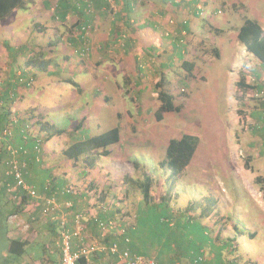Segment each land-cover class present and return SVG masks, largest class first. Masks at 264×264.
Masks as SVG:
<instances>
[{"label":"rangeland","instance_id":"1","mask_svg":"<svg viewBox=\"0 0 264 264\" xmlns=\"http://www.w3.org/2000/svg\"><path fill=\"white\" fill-rule=\"evenodd\" d=\"M39 1L31 0L26 10L15 9L0 25V33H6L3 32V25L15 27L16 48L29 42L34 52H43L46 58L54 59L63 68L53 75L32 68L34 86L26 90L22 88L21 92L24 90L28 95L21 96L17 101L18 107L24 110L37 107L65 130L63 135L42 143L41 163L35 166L47 170L49 180L53 176L55 180L61 178L74 185L73 194L79 197V203L88 197L89 204L96 202L102 212L106 209L113 214L114 210H118L115 214L117 221L112 226L127 230L129 234V230L138 229L140 208L160 210L156 205L162 203V198H169L164 204L170 203V210L175 215L173 225L167 227L170 232L172 230L170 234L185 230L181 226L183 218H199L201 210L208 206V215L201 222L208 228H214L211 233L214 245L226 242L228 238L230 243L233 238L235 240V248L225 251L223 260L234 259L237 264H264V125L261 124L263 120H259L264 110L256 97L258 88L238 84L242 79L244 84L264 89V70L260 61L250 55L237 38L242 16L255 19L264 27V0H197L195 4H201L197 16L191 12L186 15L172 5L168 9L162 6L165 11L160 14V20L163 23L154 30L161 39L158 46L153 42L155 39L151 40L145 34L140 43H137V37L126 36L108 42L106 46L110 44L109 47L99 50H96L98 47L93 44V38L90 39L97 22H87L91 31L87 36H79L80 30L74 26L73 20L76 17L60 18L55 9L47 11V7L54 8L58 0H44L47 4L41 6ZM78 1L81 3V0ZM108 1L111 5L106 9V19L110 20V17H115L116 6L112 0ZM144 4L142 0H135L137 13L130 23L133 26L142 20L152 22L153 17L158 15L150 0L146 1L147 6ZM92 7L93 10L85 11L90 16L96 13L93 3ZM174 17L176 20L187 18L190 22L186 39L188 47L183 51L174 47L170 42L172 38L166 35L171 31H182L178 30ZM57 19L66 21L58 24ZM36 22L47 23L44 25L47 28L59 26L57 32H46L44 26L40 27L44 31L39 32L33 27ZM107 27L108 24L99 27L98 32H106ZM215 28L221 31L217 33ZM134 30L137 31L136 28ZM222 31L226 32L224 43L221 41ZM34 35L35 39L30 38ZM71 38L75 41L71 42ZM85 46L91 50L90 54L81 56L77 51ZM213 47L219 48L218 57L211 51ZM4 50L0 47V52ZM175 52H182V58L179 59ZM32 53L24 54L17 50L19 65L16 69H24L26 55ZM183 59L194 62L190 75L180 65ZM95 60L98 62L95 63ZM2 66L6 69L0 66L3 70L0 80L6 78L5 72L9 71L10 65L5 61ZM52 69L57 67L52 65ZM65 78L74 79L79 87L64 82ZM160 78V88L172 95L174 105L180 110L164 111L162 119L157 120L155 111L160 101L153 91L155 82ZM105 94L108 95L106 98ZM83 117L86 126L74 130ZM116 126L120 128V141L108 146L110 155L99 156L95 167H87L81 160L73 163L62 154L71 142ZM185 133L197 136L198 146L185 175L170 181L167 179L168 172L158 163L169 140ZM133 161L138 162L137 166ZM145 176L150 180L148 202L144 201L139 185L146 181ZM90 182H94L93 187ZM190 203L196 205L195 210L184 212ZM0 208L2 255L9 243L6 231L11 225L5 223V209L8 207ZM79 211L83 214L89 212L86 207ZM215 220L219 222L215 224ZM25 221L15 225L18 237L26 236L28 230L33 231ZM223 221L226 229L217 239L216 230ZM42 222L45 224L46 220L42 218ZM40 223L39 219L35 225ZM44 231L46 234H38L39 237L29 242L26 248L29 259L42 261L43 258H50L58 263L57 231ZM139 236L148 239V230L143 229ZM153 239L142 242L137 236L135 244L141 243L149 251L164 247ZM93 245L102 247L97 243ZM206 247L208 256L216 254L210 244ZM162 252L160 257L151 255L167 264L169 257ZM145 254L149 252L146 250ZM181 263L188 264L185 258Z\"/></svg>","mask_w":264,"mask_h":264},{"label":"trees","instance_id":"2","mask_svg":"<svg viewBox=\"0 0 264 264\" xmlns=\"http://www.w3.org/2000/svg\"><path fill=\"white\" fill-rule=\"evenodd\" d=\"M29 2H31V0H0V21L6 20V18L9 17L15 9L26 10L28 8ZM180 2L184 4H181ZM195 2L194 0H188V1L174 0L171 3V5L177 7L179 10H183V13L186 15L188 14V12H191L193 15L197 16L199 15V11L197 10V5L199 4V2H197L196 4ZM129 13L130 11H128V14ZM174 19L176 20L177 18L174 17ZM242 19H243L242 24L240 25L237 32V38L239 42L242 44V46L245 48V50L253 57H255L257 60L260 61V65L264 70V27L255 19H251L246 16H242ZM87 22L88 21H84L80 19L74 23V26H83L86 25ZM176 22H177L178 30H182V31H175V32L171 31L169 32L168 35H170V37L172 38L170 42L174 45V47H177L179 48V50L183 51V49L188 47L186 39H187V34L189 33L190 22L187 20V18H183L182 20H176ZM33 27L35 30L39 32L42 31V29L40 28L41 25L37 22L33 25ZM215 29L217 33H219L218 29L217 28ZM35 37L36 36L34 35L30 38L35 39ZM70 41L73 42L75 41V39L71 38ZM9 43L6 42V44L4 45L7 51H11L10 49L12 48ZM28 43L26 45H21L16 49V51L18 50V52L24 54L27 52H33L30 56L26 55L27 58L23 62L24 69L18 70L17 68L16 69L18 70L17 72L16 70L13 72H9L10 71L9 70L8 72H5L6 78L0 80V131H3L4 129H9L10 131H12L13 134L11 139H9V136L7 137L9 142H12V144L14 143V145L16 146L23 145L27 149L26 156L24 159L26 166L23 169V179L27 184H29L33 188V190L36 193V196L32 197L29 194H27L26 191L22 190L20 186L16 185L12 177H9L5 174L7 170L6 163L9 160V156L8 154H6L5 148H3L0 152V166L2 168V174L0 176L1 178L0 189L3 190V192L7 196L6 198L10 202L9 203L10 206L8 207L10 208V210L5 215V220L7 222L11 223L10 221H12L13 219H17V216H19L18 213L20 212L24 213L25 211L28 214V218H26L25 223L27 224L30 230H33L31 228V225L36 227L35 222L38 221L39 219L40 222H42V218H44L46 220V223H49V224L46 223L45 224L50 225V228L47 227L46 229H48L49 232L57 231V235H58L57 238L59 242L58 247L60 251V261H59L60 264L62 232L65 229L73 230L76 228L77 226L76 223L78 222V219H76L77 215L79 216V225L81 231L83 234L86 235V239H85L86 244L93 245L94 243H90L88 241V233L86 230L89 224V220L90 222H93L96 227H98L96 218H99L106 222L108 221L112 222L113 220V223L115 224L117 220L114 218L113 215L118 213V210L116 211L114 210L113 214L112 213H111L112 215L110 214L111 217L107 216L109 211H106V209H103V213H102L103 216H101L100 213V216L88 217L87 215L88 212L83 214L79 210L74 211L73 209L74 205L70 200L64 202L62 206L57 202L56 196L58 190L51 188L52 182L55 180L53 179L54 178L53 176L51 179L52 181L49 180L48 177H46L47 179L45 181V176H42V179H44L43 181H45L44 189L46 190L48 188L49 189L51 188L52 190L49 195L47 194L48 196H44L46 194L43 195L39 194L36 186L32 183L33 181L30 178V173H31L30 167H33L32 169L36 170L38 167H36L35 165L41 163L40 157L42 156L41 149L43 148V144L45 142H48L50 139H52L55 136L63 135L65 133V130L57 126L54 122H52L51 119L48 118L47 114L40 111V109H38L37 107L31 109L29 108L28 110H25V112L22 111L25 113V115L24 113L21 114L19 111L18 112L12 111L13 103L18 101L20 97L24 95L23 92H26L24 90L23 92H21L22 88L26 90L34 86L33 76H35V73H32V68H34L37 71H41L43 73H47L50 75L56 74L59 71V69L60 70L63 69L61 66L57 64V62L54 61V59L46 58L43 52L40 51L34 52V49L32 47H29ZM109 46H104V47L101 46L100 48L103 49ZM211 51L217 57L220 55L219 54L220 50L217 47H213ZM174 54L179 59L182 58L183 55L182 52H180V54L175 52ZM15 55L16 57L14 59L16 61L19 55L17 54ZM52 65L57 67V69H52ZM180 65L182 68L186 69L189 75L192 73V70L194 68L193 61H187L183 59ZM129 78L132 79V77L130 76ZM63 81L67 83H71L73 84V86L79 87V84L72 78H65L63 79ZM243 81L244 80L241 79L238 84L246 88H252V87L258 88L257 90L258 94L256 97L259 99L258 100L259 104L263 107L264 110V89L260 88V86L258 87V85L254 86V85L244 84ZM161 84H162V78H160V80L155 82V87L153 91L154 96L160 101V106L155 111V117L157 118V120L162 119V113L164 111L180 110L179 106L174 105L172 100L173 99L172 95L165 89L160 88ZM259 92L261 94H259ZM260 119L263 120L261 124L264 125V112H261L259 116V120ZM85 126H86L85 117H83L75 125L74 130L84 128ZM249 126L251 125L249 124ZM35 128H37L36 129L37 132L33 134L34 133L33 130ZM251 128H254V126H252ZM15 136H18L20 140L15 142L14 139ZM120 138H121L120 128L116 126L109 130L103 131L99 134L71 142L62 150V154L64 155L66 160L72 161L73 163H76L77 161L81 160L82 163L87 167H95V162L97 161L98 157L109 156L111 150L108 148V146L118 143L120 141ZM38 142H41L42 145L40 151H38L37 148L35 147ZM197 146H198V137L189 133L182 134V136H180L179 138H172L169 140L165 154L158 163L159 166L165 170V172H168V176H167L168 180L174 181L176 178L185 175L189 165L191 164ZM136 161H133L135 166H137L138 163ZM145 177H146V181L141 182L139 185L141 188L144 201L148 202L150 180L147 176ZM8 185L10 186L14 185L12 191L7 190ZM170 188L171 186L169 187V189ZM64 192L69 195L73 194L71 192H67L65 187H64ZM52 197L55 199V204H56L55 208H52V205L51 204L49 205L46 202L47 199ZM168 199L169 198H162L163 204L160 202L156 205L157 207L160 208V210H156L154 209V207H149V209L153 211V216H154L153 218L156 219L155 222L158 224H162L163 227L162 232L165 233L164 237H166L167 234L171 236V240H169L170 239L169 238L165 241V243H162V245L164 246L162 253L165 254L170 253L171 251L170 249L172 247L173 250L171 251V253L177 254L178 257L175 259V262L176 260H178L179 264H182L181 260L184 258L188 262V264H210V261H208L207 258L208 252L206 250L207 249L206 245L210 244L211 248H214L216 250L217 260H219L218 261L219 264H237V262L234 259L226 260L228 262L230 261L228 263L225 262L222 258V255L225 253V251L227 250L229 251L235 248V246L233 245L235 244L234 238L232 239V243H230V239L228 238L226 242H221L219 245L215 246L211 237L212 235L211 233L214 228H208L207 226H205L206 224H204V222H201L202 218H205L204 216L207 217L208 215V210H209L208 206L204 207L201 210L199 218L198 217L191 218V216H188L189 220L183 218V222H181V226L185 230L183 231L181 230L178 233L175 231L173 232V234H170L172 230L170 232V230L167 227H171L173 225L175 215L172 214L170 210L171 208L170 203L164 204L166 203V201H168ZM37 205L40 206L41 208H38ZM195 206L196 205L194 203L188 204L184 209V212L191 213L192 211L195 210ZM46 208H48V210H46ZM218 222L219 220H215V224H217ZM225 229H226V224L223 221V223L221 222L220 226L216 230L217 239L220 237V233H222V231H224ZM120 231L121 230H118L116 226H114L113 228H108L107 232L105 233L101 232L102 235H107L106 237L113 236L112 239L108 242L107 246L110 245L112 242H116L118 237L121 238L120 243L121 245H123L122 243L123 237L124 236L129 237L130 234L128 233L127 230H124V234H122ZM36 237L39 236L38 235L27 236L24 239L20 237L9 239L8 246L5 249L6 253L3 255L1 259L2 263L11 264L8 263L9 257L16 259L22 256L25 253L29 242L35 239ZM99 245L101 246L102 244ZM126 245L127 246L129 245L128 247H130L131 241L129 240V243H126ZM99 252L101 251L94 250L90 252L87 256L80 255L77 261L79 264H89V260L93 258L96 259L97 256L95 254ZM4 259L6 260V262L3 261ZM114 260L116 261L115 258ZM156 261L159 264L162 263L164 264L165 262L162 261L161 259L160 260L156 259Z\"/></svg>","mask_w":264,"mask_h":264},{"label":"crops","instance_id":"3","mask_svg":"<svg viewBox=\"0 0 264 264\" xmlns=\"http://www.w3.org/2000/svg\"><path fill=\"white\" fill-rule=\"evenodd\" d=\"M91 1L94 4L95 10H96V13L94 15H91V16L84 11V9H83L84 3L83 2L78 3L79 2L78 0H58V2H57L58 4L54 5V8H55L56 12H58V14L60 15V18L69 19L70 18L69 15H71L72 17H76L75 19H73L74 23L78 19L88 21V22H92V20L97 22V27H95V29L90 33V39L93 38V42H94L93 44L98 47V48H96V50H99L101 47L100 44H103L104 46H106L108 42L112 43V42H115L116 40L118 41L120 39V37L121 38H124L126 36H128V38L137 37V39H138L137 43H140L145 39V37H144L145 34H147L151 38V40L155 39V41H153V42H155V45L158 46L161 39H160V37H158L157 33L154 30L158 29V26L163 23V21L160 20V14L164 13V11H165L164 9H168L169 8L168 6L171 5V3L174 0H170V1L169 0H155V1L159 2L160 4H157L154 0H150V4L155 6V10H154L155 14H158V15L153 17L152 22L149 20L148 21L142 20L140 22H137V24L135 26L130 24L133 22V15H136V13H137V7L135 5V0H112L113 4L116 6V14H115L114 18L110 17L111 18L110 20L106 19L108 17L106 9H108V7H109V5H111V3L108 0H91ZM146 1L147 0H142L143 3L145 2V4H144L145 6L148 5V4H146ZM185 1H188V0H185ZM195 1H197V0H194V2ZM43 3L47 4V2H44V0L39 1L40 6ZM162 6H164V9ZM51 9H53V7L50 9L47 7V11H50ZM128 11H130L129 14H128ZM39 16H41V14H39ZM56 18H58V16H56ZM54 20L55 19H53V22L56 23ZM57 20H58V24L59 23L61 24L62 22L66 21V19H57ZM241 20H243V19L241 18ZM3 23L4 22L1 21L0 25H2ZM46 24L40 23V25H42L41 27H43ZM106 24H108L106 32H104V31H102L101 33L98 32V28L101 26H106ZM57 25L56 26L52 25L49 28L44 26V27H46L44 30L46 32H50V33L53 31L57 32V29L59 26V25L58 26ZM2 27L5 29L3 32H6V33H0V44H1L0 47H4L6 42L7 43L10 42L9 44L12 48L10 49L11 51H7L5 49L4 52L3 51L0 52V66L2 67V69H6V67L4 68V66H2V65H4V62L6 61L8 63V65H10L8 67L10 70L9 72H13L16 70V66L19 65V61H17L18 57H17L16 61L14 59L16 57L15 54H17V51H16L17 48L15 45L16 42L18 41V39L15 38L17 31L14 30L15 29L14 26H10L11 28L10 27L8 28L5 25H3ZM134 28L137 29L136 32H135ZM217 29H218V32H220L221 29H219V28H217ZM43 31H41V32H43ZM225 33L226 32L222 31V35H223V37L221 38L222 43H224L223 39H224ZM10 35H11V37H10ZM150 44H152V43H150ZM104 46H102V47H104ZM137 50H141V49L137 47ZM138 54L139 53L137 52V55ZM121 56L124 57V54L122 53ZM101 59L103 60L104 57H102ZM96 62H98V60H95V63ZM104 63H107V61ZM92 64H93V60H92ZM2 71L3 70L0 69V73ZM23 94H24L23 96L28 95L26 92H23ZM104 96L106 98L108 95L105 94ZM18 102L16 101L15 103H13V105H12L13 110L12 111H14V112L25 111L24 110L25 108L18 107V105H17ZM21 114H23V113H21ZM18 140H20V138L18 136H16L15 142H17ZM32 168L33 167H30V170H31L30 178L33 181L32 183L36 186L39 194H42V195L46 194L44 196H48L52 191L51 188L57 189L58 193L56 196V200L61 206L64 204V202L70 200L74 205V207H73L74 211H78L80 208L86 207L89 210V212L87 211L88 217L100 216V213H101V216H103V214H102L103 212H102V210H100V206L96 202L94 205L89 204V202H88L89 198L88 197H86V198L84 197L85 198L84 201L79 203V199L75 194H70V195L66 194L64 192V187L67 188L69 185V183H67L66 180H62L61 178L56 179L55 181L52 182L51 188L50 189L48 188L45 190L44 189L45 188L44 183L47 179L46 177H48L49 172L47 170L42 169V168H37L36 170H34ZM1 174H2V170L0 171V176H1ZM42 176H45V181H43L44 179H42ZM90 184L93 187L94 182H90ZM6 197L7 196L5 195L3 190L0 189V207H9L10 206L9 205L10 202L8 201V199ZM37 207L41 208L38 205H37ZM139 208H140V206H139ZM147 208H148V211L143 207L140 208V218H139L138 229L135 228L134 230H129L130 236L128 238L131 241V246L129 248H130V250H132L135 253H139V254H143V255H151L152 254V255H156L159 257V256H161V252L163 251V248L162 249H155L156 251H153V250L149 251V248L148 247L145 248L143 245H141V243H139V244L137 243V245L135 244V241H137V236H138L139 240L142 242H144L145 240H149L153 237L154 238L153 240H155L156 243H160L161 245H162V243H165V241L167 239L170 238L169 240H171V236L169 234H167L166 237H164L165 233L162 232L163 227L156 224V222H155L156 219L153 218L154 217L153 211L151 209H149V207H147ZM9 210H10V208L5 209V212L8 213ZM0 211H1V208H0ZM26 211H27V209H26ZM110 214L111 213H108L107 216L111 217L112 214L111 215ZM18 215L19 216H17V219H13L12 221H10L11 223H9L5 220L6 225H11V228H9V230L6 231V235H7L6 237L8 239L16 238V237L19 238L17 236L18 234H16L17 230L15 228V225H16V223L20 222L21 220H26V218H28V214L25 211H24V213L23 212L18 213ZM113 216L115 218V214ZM46 224H49V223H46ZM46 224H43L41 222V224L36 225V227L31 225V228L33 229V231L32 232L28 231V234L26 236H23L20 238L24 239L27 236H35V235H38L41 233H45L46 231H44V230L47 227L50 228V225H46ZM143 229L148 230V232H149V238L148 239L147 238L145 239V238L139 236V232H141ZM86 230L88 233V241L90 243L102 244L101 246H107L108 242L113 237V236L106 237L107 235H102V233L98 229V227H96L93 222H90V220H89V224H88ZM120 239L121 238L118 237L117 241L120 242ZM146 250L149 252V254H145ZM170 250L171 251L173 250L172 247ZM4 251H3L2 255H0V264H3L1 259H2L3 255L5 254ZM171 251H170V253L167 252L168 253L167 256L169 257V261H167L168 264H173L175 262V259L178 257L177 254H175V253L172 254ZM95 255L97 256V258L96 259L93 258V259L89 260V264H114V263H116L114 258L110 257L105 252H99V253H96ZM40 260L41 259H39L37 261L36 260L31 261L29 259V256H28V252L25 251V253L22 256H20L19 258L13 259L12 257H9L8 263H11V264H36V262L39 261L40 263H37V264H45V263H47V264H59V262L56 263L55 260H51L50 258H43L42 261H40ZM3 261L6 262L5 259ZM208 261H210V264H219L218 263L219 260H217V254H213V256H208ZM164 264H166V263L164 262ZM174 264H179V263L176 262Z\"/></svg>","mask_w":264,"mask_h":264},{"label":"built area","instance_id":"4","mask_svg":"<svg viewBox=\"0 0 264 264\" xmlns=\"http://www.w3.org/2000/svg\"><path fill=\"white\" fill-rule=\"evenodd\" d=\"M81 1L85 4V11L93 10L92 3L89 0ZM200 5V3L197 5V10L201 9ZM76 28L80 30L79 36H81L82 34L87 36L91 31L89 29L90 25L88 23L83 26H76ZM90 51L91 50L89 49V47L85 46L80 50V52L77 51V53H81V56H85L90 54ZM8 136L9 139H11L12 131H10L9 129H4L3 131H0V152L3 148H5L6 154H8L9 156V160L6 163L7 170L5 174L9 177H12L17 186H20L21 189L26 191L27 194L34 197L36 196L35 191L23 179V169L26 166L24 159L26 156L27 149L23 145L16 146L12 144V142H9L7 138ZM41 146V142H38L35 147L38 151H40ZM13 187L14 185H8L7 190L12 191ZM74 187V185L69 184L66 188L67 192L75 193ZM46 202L49 205L51 204L52 208L56 207L55 199L53 197L47 199ZM46 210H48V208H46ZM76 219H78V222L76 223L77 226L75 229H65V232H62L60 264H79L77 260L80 255L87 256L90 252L94 250L105 252L110 257L115 258L116 264H159L153 256L138 254L130 250V248L126 245V243H129L130 240L127 236H124L122 239L123 245H121V243L118 241L112 242L110 245L102 247H98V245L95 246L86 244V235L83 234L81 231L78 215L76 216ZM96 222L98 228L103 233L107 232L108 228H113L112 225H114L111 221L106 222L99 218H96ZM120 232L124 234V230H121Z\"/></svg>","mask_w":264,"mask_h":264},{"label":"clouds","instance_id":"5","mask_svg":"<svg viewBox=\"0 0 264 264\" xmlns=\"http://www.w3.org/2000/svg\"><path fill=\"white\" fill-rule=\"evenodd\" d=\"M90 1V0H89ZM82 2V1H81ZM55 8H53V10H54ZM83 9H84V11H85V4H84V7H83ZM57 14V13H56ZM139 254V253H138ZM143 255V254H142ZM147 256H149V255H147Z\"/></svg>","mask_w":264,"mask_h":264}]
</instances>
